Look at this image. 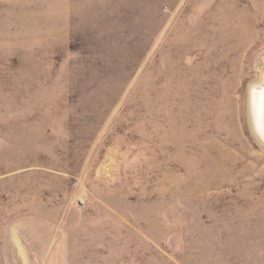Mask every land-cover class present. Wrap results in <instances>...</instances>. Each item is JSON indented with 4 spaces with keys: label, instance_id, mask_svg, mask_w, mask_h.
<instances>
[{
    "label": "rangeland",
    "instance_id": "374dc122",
    "mask_svg": "<svg viewBox=\"0 0 264 264\" xmlns=\"http://www.w3.org/2000/svg\"><path fill=\"white\" fill-rule=\"evenodd\" d=\"M264 0H0V264H264Z\"/></svg>",
    "mask_w": 264,
    "mask_h": 264
},
{
    "label": "bare ground",
    "instance_id": "6f19581e",
    "mask_svg": "<svg viewBox=\"0 0 264 264\" xmlns=\"http://www.w3.org/2000/svg\"><path fill=\"white\" fill-rule=\"evenodd\" d=\"M251 108L256 132L264 141V84L255 87L252 91Z\"/></svg>",
    "mask_w": 264,
    "mask_h": 264
}]
</instances>
